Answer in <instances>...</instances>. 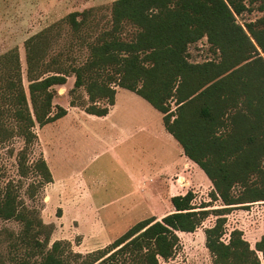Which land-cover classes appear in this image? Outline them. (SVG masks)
Instances as JSON below:
<instances>
[{
    "label": "trees",
    "instance_id": "trees-1",
    "mask_svg": "<svg viewBox=\"0 0 264 264\" xmlns=\"http://www.w3.org/2000/svg\"><path fill=\"white\" fill-rule=\"evenodd\" d=\"M96 9L71 11L24 41L27 88L17 48L0 54V145L22 137L18 172L41 177L39 185L28 184L29 197L52 179L45 159L29 163L27 151L36 124L67 113L61 105L53 111L55 87L73 75L70 93L83 88L81 105L97 116L108 113L116 88H125L162 114L165 129L204 171L221 207L196 206L192 190L174 195L173 211L134 223L90 252L85 264H158L174 255L178 232L195 231L210 214L216 218L204 229V245L213 264H264V228L254 247L237 228L223 239L231 207L264 201V15L244 24L236 19L253 9L264 12V0H114L103 25ZM128 25L134 30L125 36ZM204 37L217 58L190 60L189 45ZM15 189L9 180L0 188V218L22 224L17 243L30 252L7 262L0 255V264H66L70 242L50 243L51 224Z\"/></svg>",
    "mask_w": 264,
    "mask_h": 264
},
{
    "label": "crops",
    "instance_id": "crops-1",
    "mask_svg": "<svg viewBox=\"0 0 264 264\" xmlns=\"http://www.w3.org/2000/svg\"><path fill=\"white\" fill-rule=\"evenodd\" d=\"M120 88H116V93ZM116 93L106 115L67 108L66 115L51 122L57 123L73 111L85 116L86 121L101 125L98 129H87L101 137L99 142L104 150L101 157L106 155L117 166L111 175L93 166L95 158L87 152L94 144L72 141L67 145L64 143L67 130L64 134L48 132L45 138L38 136L43 143L41 156L52 178L42 185L40 216L53 227L51 242H70L77 237L72 248L78 252L105 247L140 220H160L174 209L170 198L184 194L195 183L196 176H202L199 170H203L185 155L163 122L154 126L145 116L130 113L121 116ZM111 133L116 135L114 144L110 142L113 137H108ZM116 147L122 149L116 153ZM69 150L73 154L66 156ZM202 178L204 183H211L206 174Z\"/></svg>",
    "mask_w": 264,
    "mask_h": 264
},
{
    "label": "rangeland",
    "instance_id": "rangeland-1",
    "mask_svg": "<svg viewBox=\"0 0 264 264\" xmlns=\"http://www.w3.org/2000/svg\"><path fill=\"white\" fill-rule=\"evenodd\" d=\"M114 0H0V54L10 50L11 48H17L19 53L20 62L22 65V79L25 88H27L28 82L25 74V51L24 41L34 33L40 31L49 24L64 17L71 11H82L88 8H97V16L102 18L100 25L108 19L110 12V6ZM264 15V12L253 9L252 11H246L243 14L236 17L237 21L244 24L248 21L256 20ZM134 28L130 25L126 26L124 35L128 36L133 32ZM84 54V53H82ZM189 58L192 61H203L209 58H217L218 52L214 51L210 47L206 38H202L199 41L192 43L188 47ZM74 76L71 75L67 78L64 85L56 86L57 95L53 100L54 108L61 105L65 108H70L74 112L84 111V106L81 105L83 99L87 98V95L83 88L77 89L74 93H70V89L73 87ZM74 100L76 105H70V101ZM117 110L121 116L126 113H130L136 117L145 116L150 118L152 125L160 126L161 113L151 106L145 99L137 95L136 93L120 88L116 93ZM70 113L57 123H48L44 127L35 125L33 128L37 134L32 145L29 146L27 151L28 161L35 162L42 156L43 143L39 141V135L46 137L48 132L64 134V130H67V138L64 143L67 145L76 142L88 141L90 144H94L93 147L87 152L89 157L95 158L93 166L103 168L106 175L117 170V166L112 163L111 158L102 156L104 152L103 147L100 146L101 137L91 133L87 128L98 129L101 125L98 123H91L86 121L85 116L79 113ZM115 116L112 113L111 117ZM100 134V133H99ZM111 138L110 142L114 144L116 135L111 133L108 137ZM24 145L22 137L14 136L9 141L0 145V188L9 180L15 185V190L18 193L19 198L26 202L27 205L35 207L38 210L42 207V185L38 188L34 198H30L28 195V184L34 183L39 185L41 177L32 171L26 176H21L17 168L16 153ZM122 149V147H116L115 151ZM69 150L67 154H73ZM83 155V154H81ZM110 156V155H108ZM105 158L109 161L106 162ZM82 162V160H81ZM199 174L205 176L203 171L199 170ZM202 176H196L195 183L187 190H193L195 198L193 200L196 206L204 203H209V208L221 207V201L214 200L211 196L213 191L212 183H204ZM158 179L155 180L156 183ZM240 187L237 186L233 189V193L237 194ZM225 216V233L223 239L227 241L229 232L235 228L242 230L243 236L254 247L255 242L259 240L263 233L264 228V201H254L245 203L242 205H235L229 209ZM216 216L210 214L200 226L193 232L181 233L178 232L179 244L174 255L167 259H160L158 264H213L211 255L204 245L205 234L204 229L211 226L215 221ZM52 226V225H51ZM53 228V227H52ZM22 230V224L13 219L3 220L0 218V255L7 262L13 256H26L29 254V248L27 246L18 244L17 234ZM45 233L40 234L39 238L43 239ZM50 236V240H51ZM78 240L75 237L70 241V246L64 248V258L66 264H85L92 258L90 252H78L75 251L72 246ZM51 243V241H50ZM34 259V257H32Z\"/></svg>",
    "mask_w": 264,
    "mask_h": 264
}]
</instances>
